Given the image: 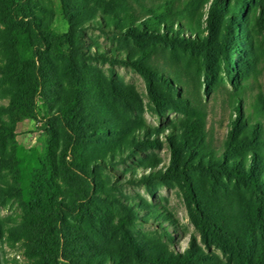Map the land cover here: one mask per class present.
I'll return each mask as SVG.
<instances>
[{"label":"trees","instance_id":"obj_1","mask_svg":"<svg viewBox=\"0 0 264 264\" xmlns=\"http://www.w3.org/2000/svg\"><path fill=\"white\" fill-rule=\"evenodd\" d=\"M59 14L65 32L42 0H0V254L16 250V264H264V0H59ZM119 66L143 77L151 112L178 119L149 126ZM189 79L206 100L229 89L222 151ZM26 119L42 122L43 152L18 141ZM165 146L160 168L154 151ZM128 186L151 197L178 188L199 242L173 250V216L123 194ZM151 222L157 230L144 233Z\"/></svg>","mask_w":264,"mask_h":264},{"label":"rangeland","instance_id":"obj_2","mask_svg":"<svg viewBox=\"0 0 264 264\" xmlns=\"http://www.w3.org/2000/svg\"><path fill=\"white\" fill-rule=\"evenodd\" d=\"M49 7H53L57 12L54 29L58 32H65L67 30V23L63 20L59 14V0H42ZM97 35V34H95ZM100 43L108 45L104 38L100 39ZM163 67V66H162ZM195 70V69H194ZM120 77L131 86H134L141 96L146 108L145 118L151 127L166 128L171 120L178 119L177 114H169L166 117H158L151 110H149V100L146 92V84L143 77L128 67L119 66L116 68ZM196 75H198L196 73ZM203 81L202 75L199 80ZM263 81V80H262ZM195 83V84H194ZM189 97L197 104L206 107L208 112V131L212 135L215 143V147L222 151L226 137L229 131V121L233 115V111L229 104L228 88H223L213 94L208 100L205 99V95L199 86H196V81L188 80ZM42 122H38L32 119H26L18 125V141L26 149L35 148L39 152L44 151L45 134L41 130ZM164 139V138H162ZM154 153L161 159V166L163 168L170 163V153L168 146H165L162 150L154 151ZM116 173H124L120 168L115 169ZM112 174V173H111ZM122 193L131 197L137 198L140 196L146 201L154 205H158L161 209L167 210L175 219V226L165 223L168 228L172 241L170 242L171 248L175 251L184 252L189 247L190 242L196 239L199 242V234L196 228L191 223L185 200L182 192L178 188H160L156 197H151L142 187L128 186L122 188ZM10 212L4 211V215H8ZM140 217H145L144 211H139ZM141 228L144 233L154 232L158 226L155 222L149 224H142ZM23 256L16 250L4 247V252L0 254V264H16V261L22 262Z\"/></svg>","mask_w":264,"mask_h":264}]
</instances>
